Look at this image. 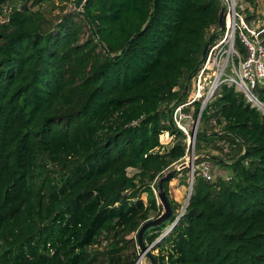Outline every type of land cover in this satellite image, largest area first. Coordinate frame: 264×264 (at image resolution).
I'll list each match as a JSON object with an SVG mask.
<instances>
[{
	"label": "trees",
	"instance_id": "obj_1",
	"mask_svg": "<svg viewBox=\"0 0 264 264\" xmlns=\"http://www.w3.org/2000/svg\"><path fill=\"white\" fill-rule=\"evenodd\" d=\"M21 1L0 0V264H135L136 232L163 210L153 187L187 153L172 112L224 31L223 1L86 0L96 36L70 0L55 19L44 11L54 0ZM235 47L246 55L238 32ZM200 108H184L200 113L195 162L229 167L230 179L196 168L179 215L164 181L170 215L145 243L157 264H264V116L226 83Z\"/></svg>",
	"mask_w": 264,
	"mask_h": 264
},
{
	"label": "built area",
	"instance_id": "obj_2",
	"mask_svg": "<svg viewBox=\"0 0 264 264\" xmlns=\"http://www.w3.org/2000/svg\"><path fill=\"white\" fill-rule=\"evenodd\" d=\"M231 28L233 30L238 28L237 32L246 48L245 56L235 48V36L233 37ZM245 29L244 20L237 13L234 4L226 5L225 30L220 34L217 33L209 42L193 76L192 96L185 103L177 105L172 112L174 125L186 136L187 150L190 146L194 147L195 139L189 134H195L196 131L187 129L186 121L192 117V111H185L184 108L200 100V109H202L222 83L233 85L236 90L241 91L250 105L264 116V100L255 91L257 86L264 89V43L259 39L258 32L249 31L248 34ZM199 115L200 113L197 116L198 121H195L196 124L199 122ZM202 168H209V164L204 163L201 173L206 179H210L207 170ZM153 191L157 193L154 187Z\"/></svg>",
	"mask_w": 264,
	"mask_h": 264
},
{
	"label": "rangeland",
	"instance_id": "obj_3",
	"mask_svg": "<svg viewBox=\"0 0 264 264\" xmlns=\"http://www.w3.org/2000/svg\"><path fill=\"white\" fill-rule=\"evenodd\" d=\"M15 1L17 2V4L22 3L21 0H12V3ZM222 1L226 5L233 3L234 6L237 7L236 11L238 14H240L242 16L244 23L246 25V29L244 30L246 33L249 34L250 33L249 31L258 32L259 30H261V28H264V0H258L255 6H249V5L244 4V3L237 4V0H222ZM61 5H63V2H60L58 0H54L51 4H44V11H45L46 16L50 19H55V17L58 16V13L60 12ZM68 8H75L74 2H72V0L67 2V9ZM247 15L250 16L248 20H246ZM3 19H4L3 15L0 14V20H3ZM212 29H215V28H212ZM218 30L219 29H217V31ZM237 30H238V28H235L234 30H233V28H231V31H233V37L235 36ZM217 33L220 34V32H217ZM189 83H191V88H190V92H189V98H190L193 94V87H194L193 77H191ZM195 121H198V120H197V117L195 118L193 115H192V117L188 118L186 121L187 129H191V130L193 129L197 132L196 128L198 127V124H196ZM214 131H217V128H215ZM171 139H172V136L170 134H168V132H164L160 135V142L163 145L171 142L170 141ZM216 143L222 145L221 141H217ZM208 147H212V144L208 143ZM210 152L213 155H218V156L223 157V158L225 157L224 154H221L218 151H215L213 149H210ZM199 157H204V156H198V155L194 156V147L190 146L189 149L187 150V153L184 156L183 161L187 162V161L191 160L192 161V167L189 168V172L187 174L184 175V174L178 173V174H176V176L171 178V180L168 183L171 197L179 203V206L176 209V212L178 215L182 211L181 210L182 206L185 205L187 202L189 192L192 190V186L190 185V182H191V171L190 170L193 171V178H194V170L196 168H199L201 170V167H203L204 163H208L209 168H206V169L202 168V169L207 170V172L209 173V175L211 177L210 181H213L217 177L223 178L225 180H229L230 176L232 174L231 168L219 165V164L212 162L208 159H206V160L200 159V164L197 165V162H195V161ZM132 172H133L132 169L128 170L129 174H132ZM141 198L145 201L146 200V193H142ZM152 217L153 216H151L150 218H152ZM170 227L171 226L168 224L161 231L160 237L162 235H166L170 231ZM130 237H134V234L130 235ZM160 237L157 239V241L160 239ZM106 244H107V239L104 237L101 239V246H99L98 249L102 250L106 246ZM167 244H168L167 246H170L169 243H167ZM156 252H157L156 250H153V253H156ZM138 253H139V251H138ZM136 264H151V263L145 255H139L138 254Z\"/></svg>",
	"mask_w": 264,
	"mask_h": 264
},
{
	"label": "water",
	"instance_id": "obj_4",
	"mask_svg": "<svg viewBox=\"0 0 264 264\" xmlns=\"http://www.w3.org/2000/svg\"><path fill=\"white\" fill-rule=\"evenodd\" d=\"M157 0H153V4L156 3ZM86 0H75L74 1V7L75 9H77L81 14L82 16L84 17L85 21L87 22L89 28L91 29V32L96 36L95 34V31H94V28L90 22V20L88 19V17L85 15V13L83 12V5L85 4ZM225 9H226V5L223 3L222 6H221V9L219 11V17H218V23H219V29L220 30H223L225 29ZM138 33H135L133 34L129 40L125 43V46L128 45L135 36H137ZM215 36V34L211 35L209 37V39L205 42V44L203 45V48H202V57H201V60L200 62L202 61L204 55H205V52H206V49H207V46L209 44V42L211 41V39ZM100 45H103L101 42H100ZM104 51L107 52V50L104 48ZM118 55H113L112 56V59H115L117 58ZM198 67V66H197ZM197 67H195L194 71H196ZM191 76H192V73L189 74L188 76V80L191 79ZM187 88V84L185 86V89ZM189 136L191 138H196L197 136V133L193 134V133H190ZM192 167V161H182L180 164H178L176 167H174L173 169L167 171L164 175H162L158 180H157V193H156V197L158 199V201L160 202V204L162 205V212L159 216L157 217H153V218H149L147 219L146 221H144L142 223V225L139 227L138 231L136 232V241H137V247H138V250H139V255H145L151 264H157L156 262V259L154 258V256L151 254L150 252V249L152 247V244H146L145 243V240H144V232L149 228V227H154V226H157L163 222H165L169 215H170V211H171V206H170V203L168 201V198L166 196V193H165V190H164V187H163V183L164 181H168L170 180L171 178H173L181 169H184V168H190ZM191 171V182H190V185L192 186L193 184V171ZM190 194H191V191L189 192L188 194V199H187V202L185 205L182 206L181 210L183 211L185 209V207L187 206V203H188V200L190 198ZM137 263V260L135 262V264Z\"/></svg>",
	"mask_w": 264,
	"mask_h": 264
},
{
	"label": "bare ground",
	"instance_id": "obj_5",
	"mask_svg": "<svg viewBox=\"0 0 264 264\" xmlns=\"http://www.w3.org/2000/svg\"><path fill=\"white\" fill-rule=\"evenodd\" d=\"M231 26V23H230V21H229V27Z\"/></svg>",
	"mask_w": 264,
	"mask_h": 264
},
{
	"label": "crops",
	"instance_id": "obj_6",
	"mask_svg": "<svg viewBox=\"0 0 264 264\" xmlns=\"http://www.w3.org/2000/svg\"><path fill=\"white\" fill-rule=\"evenodd\" d=\"M171 141V140H170Z\"/></svg>",
	"mask_w": 264,
	"mask_h": 264
}]
</instances>
